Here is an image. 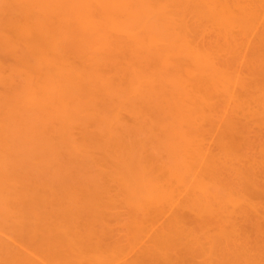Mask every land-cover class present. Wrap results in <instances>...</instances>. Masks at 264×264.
<instances>
[{"label":"bare ground","instance_id":"bare-ground-1","mask_svg":"<svg viewBox=\"0 0 264 264\" xmlns=\"http://www.w3.org/2000/svg\"><path fill=\"white\" fill-rule=\"evenodd\" d=\"M82 1L84 2L82 5L83 7L81 6L83 8V11L80 9L79 10L83 13V18L82 19L80 18L79 20H81V22L83 21L82 22L83 25L82 24L81 25L83 26L82 28H84L85 32L87 31V34L89 36H91L90 35L91 33L93 34V36H91L92 41H91L90 45H92L93 48H95V49H93L94 51L93 50L92 51L95 52V54L94 53L93 54L95 55L96 58L94 56H92L93 54H91V55L88 54L89 59H87V60L84 59L85 63L83 62L81 64H77V63H75V61L74 62L71 61L70 63L67 62L68 60L63 61L62 63L65 64V62H66V65L62 66L63 68L65 67V69H63V72H61V73H57V71H56L57 69L55 68V66L54 67L51 66L52 67L51 70L53 68L56 69L55 73H54V69H53V72L51 70H49V72H51V73L47 72L44 74L40 73L37 75H36V73H34L35 75L31 74V75H34L32 77L30 75V77H31L30 79L33 80V84H32V87L30 88V92H28L29 93L28 97H29L30 101L32 102V104H40V103L46 102L47 106H50L49 103H51V105H53V104L55 105L57 103L60 105V103L63 101L62 99L64 97V96L61 97V95H62L61 93L64 90V88H66V87L71 88L74 86L76 87L77 85H79V83L82 79H85V80L89 79L90 80V76L91 77H94V76L97 77L96 80L94 78H91V81L94 79L93 81H95L96 83L101 85V87H104L103 89H105V90L107 88L110 90V86H112V87L119 86L120 88L125 86V88H127V89L125 90L124 95H122V93H121V98H123V96H124L125 100L123 99L124 102L122 101V103L118 102L120 105H116V106L114 105V108L111 109L113 111V112H111L112 115L111 116L108 115V117L106 118L107 114H111V113H108L109 112L108 110H106L107 113L104 114L105 118H103L104 116H102L101 113H100L101 114L100 116H97V117H99V119H100V117L103 118V121L108 123V127L105 129L109 130V133L107 132V135L109 134L110 136H112L113 132H116L114 130L115 126L117 127V124L120 123V121L122 120L121 111L124 110V108L125 109L128 108L130 110L129 113L131 114V116H133V118L137 122V124L145 121L146 123L144 125L147 126L146 119L147 118L152 119V115L151 116H150V114L146 115V114H144V112H143V114L140 113V109H138V107H137L139 105L133 106L136 103L135 100H137L139 98H143L144 96H147V95L149 97L158 96V93L162 92L165 88L162 84L163 81H166L165 74L169 76L170 74H168V73H170L172 70L173 71V72H171L172 74L175 72H177V74H178V72H180V71H181L180 73H182V71H183V72H185V75L187 77V78H185V79H187V81L184 83L183 82L178 83V84L176 83L177 86H176V84L175 85L171 84V85L179 87V88H177L175 90L176 91L175 94H174V92H171L175 97L173 96V98L170 99V100H173V103H171V102H169V103H171V105L174 108H172L170 106L169 107H170V109L171 108L174 109L173 110L175 112L174 115L179 117L180 121L183 120V122H184V120L185 121L189 120V123H190V121L194 122V121L198 120V122H200L199 121L200 118H204L205 113H206V110H204L203 105L201 103L208 105L209 108H210V106H213V107H211L210 110L213 109V111H214L216 109L218 112L219 109L217 108L216 105H215L216 108L214 109L215 102H213L214 104L213 103L211 104L209 101L211 98V96L209 94L211 92H208V91L210 89L213 91L215 89H219L220 84L222 85L221 88H223L224 87L223 84L224 85L228 84V83L230 84V82H232V84H233V82H235L237 84V86H238V84H241L243 86V88H246V89L248 87H251L250 89H252L253 86L257 88L255 93L252 92V91H255V89L251 91L248 88L251 92L246 91L245 96L247 98L246 97L245 98L247 99V101L250 99L252 100V98L255 99L254 98V97H256L255 95L258 94L257 95L258 100L263 105V107H262L263 110L262 111L260 110L261 113L258 114V116L260 115L262 118L259 117L260 120H258V118H257L258 123H259L258 125L264 123V87H260L258 85V82H260L261 79H260V81L257 82V79H256L257 77L254 78V76H256V74H257V71L258 70L260 71L261 68L258 67L259 68L258 69L257 67H255L256 65L254 64L253 56H252V61H250L251 63H249V65H248V70H249L248 72H249V75L252 76V78L251 77L247 78L248 80L242 79L241 72H240L241 69L240 70L238 69V66H239L238 64H240L239 61H236L235 60L236 58H235L234 60L238 64L235 63V61H233V63L230 61L227 62L228 58L227 59L224 58L227 56H225V53H223V51L220 54H224V57L222 55V57L224 59L220 58L219 52L218 53L216 52L217 50L215 51L216 52L215 53L212 50L209 51V50H206V48L203 49L205 47V45L202 47V45L200 46L199 45L200 43H198V42L197 43L199 46L196 45L197 43H195V41H196L195 39H196V36L199 35V33L196 34V32H198V31L194 29V28L197 29V27L201 25L202 29H205L207 31H208V29H211L212 31H215L217 33V35H219V37L222 35L224 38H226V35H227V37L229 38L232 35L231 34L232 31L236 32L235 29L238 30V28L242 33H244L243 35L248 36V34H250L253 30H255L256 26H260L259 24L257 25V23L262 22L263 30H262V33H261L259 39L264 41V3L263 2H262V5L260 4V6L258 8V6H257L258 4H256L257 0H154L155 5L154 4L151 5V3H149V5H145L143 3L144 6H143V4H140L141 6L138 4L140 6L138 8V6L136 7L135 5H133L134 3L128 2L129 0L128 1L127 0H82ZM148 2H150V1H148ZM259 2L260 1H258L257 3H259ZM140 8H142V10H140ZM82 13H81V16H82ZM140 13H142L147 18L152 16V15L157 14L160 18V21H161V19L165 20V22L161 21L164 24H166L165 26H163V28L165 27V29L163 30V32H165V34L156 32L155 29H152L151 26H150L151 28H149L146 25V21H148V20L145 21V24L143 21V26H142L141 18L143 16L141 17V15H139V18L141 20V25H140V21L136 20L138 14H140ZM81 16L79 15V17H81ZM144 19H146V18L144 17ZM194 25L195 26L198 25V26L195 27ZM141 26H142V28L140 29ZM168 27H173V29L172 28L168 29ZM29 28L31 29V27H28V25L25 26V29L28 30ZM151 29L154 31H152ZM198 29H200V28L198 27ZM257 29H258V27H257ZM108 30H110L112 32L116 31L119 36L117 35L115 37L114 35L113 36L111 35L112 36L111 37L110 34L109 35L107 34L109 32ZM193 31H195L194 34H196L195 38L193 36L194 34L192 33ZM202 31H204V30H202ZM207 31H206V34H207ZM26 32H28V31H25L24 33H26ZM199 32H201V31H199ZM208 33H213V32L210 31ZM202 34H201V36H202ZM228 34H229V36H228ZM213 36H214V33H213ZM93 37H94V39H93ZM198 37L199 36H197V38ZM93 40H95V41H93ZM259 43H260V41H259ZM263 45H261L262 46L261 50L264 52V50L262 49V48H264ZM222 47L223 46L221 45V48ZM259 47H260V45H259ZM209 48L210 47H208V49ZM215 48H217V45ZM218 48H220L219 45H218ZM261 50H259V51H261ZM257 51H258V49H257ZM257 51H255V52H257ZM225 52H227V51H225ZM98 56H101L102 58L98 57ZM263 56H264V54H263ZM70 58H72V57H70ZM146 58L147 59L148 58L154 59L153 66H149L147 63H145L143 61V60H145L148 62L149 59L146 60ZM72 60H74V58ZM237 60H240V59H237ZM76 62H78V61H76ZM57 63H58V61H57ZM101 63H102V65H106L108 67V69L106 70V68L104 69V67L102 66L103 67L102 69H104L106 71L103 70L104 71V74H103V71L101 69H97V70H99L98 75H97V71H94L93 69L97 68V66L95 67L96 64H101ZM143 63H145L144 66H143ZM49 68H50V66H49ZM89 68L92 71H90ZM90 72L92 74H90ZM100 72H101V74H100ZM166 72H168V73H166ZM86 73H88L89 75H87ZM258 73H260V72H258ZM87 76H89V77H87ZM176 76L177 75H175V77ZM181 79H182V77H181ZM85 80H83V82ZM88 81H86L87 84H88ZM91 81H89V84ZM115 82H116V84H115ZM93 84H94V82H93ZM232 84H230V88L234 87ZM188 85H190L191 86L190 88L191 89L193 88V90H191V89L185 90L184 88L185 87L187 88ZM192 86H197V87L204 86L205 90L202 88H199L196 90V88L192 87ZM217 86H219V88H217ZM225 86H226V88L229 89L228 85H225ZM168 87H169V85L166 86V88H168ZM169 88H168V91H170V90L173 91L175 89L174 87H173L174 88L173 90L169 89ZM194 88H195V90H194ZM226 88H223V89H226ZM234 88H236V87H234ZM78 89H80V88H78ZM99 90H100V88H99ZM111 90H113V89H111ZM199 90L200 91L204 90L203 92H208V94L205 96L204 95L199 96V94H196L197 92H200ZM241 90H243V89H241ZM233 92L234 91L231 90L227 94L232 93V95H233L234 94ZM63 93H67V92L65 91ZM238 93H240V91ZM163 94H165L164 91H163ZM208 95H209V97H208ZM232 95H231V97H232ZM69 96H70V94H69ZM71 96H72V94H71ZM91 96H93V95H91ZM66 97L68 98V96H65V98ZM233 98H235V97H233ZM231 100H233V99H231ZM120 101H121V99H120ZM116 102L114 101V103H116ZM181 102L182 103L184 102L185 104H187V105H185L189 110L187 112V114H186L187 110L185 109V106H183L184 103L182 104ZM241 102H243V101L241 100ZM245 102H246V100H245ZM248 102H250V101H248ZM149 103H150V101L147 102L146 104H149ZM169 103H167V104H169ZM249 104H251V103H249ZM249 104H246V105H249ZM42 105H44V104H42ZM149 105H151V104H149ZM222 105H223V102H222ZM242 105H243V103H242ZM106 107H108V105ZM139 108H140V106H139ZM150 109H151V107H150ZM182 110H184V111L182 112ZM220 111L225 112L224 109L220 110ZM220 111L218 113L222 114V112H220ZM184 112H185V114H184ZM235 112H237V111L235 110ZM169 114H170V112H169ZM207 114H209V111ZM220 114H218V115H220ZM223 114H222V116H223ZM252 114H254V113H252ZM261 114H263V115H261ZM234 115H235V113H234ZM214 116H217V115L214 114ZM153 117H154V115H153ZM164 117H166V114L164 115ZM223 117H225V116H223ZM223 117H222V119H223ZM226 117H230V116H226ZM232 117L234 118V116H232ZM255 117H256V115H255ZM173 118H176V117H173ZM220 118H219V120L218 119L217 120L221 122ZM90 119H91V117H90ZM205 119H206V117H205ZM208 119H210V118H208ZM211 119H213V116L211 117ZM227 119L228 118L225 119L226 124L223 122L224 127L221 124V129L223 128V130L220 132V134L218 136L217 142H219V148H218L219 150H217L218 152L216 151L215 154H212V153L209 154L208 152H206L209 150L205 151V149H206L205 147L203 148L200 145H198L199 148L197 150L193 149V150H196V152H194L192 155L191 154L192 153L191 148L194 145L189 144L190 140L189 141L187 140V138H189V137H188V135L186 136L185 143L188 141V143H186L187 147H188V145H190V147H191V148L189 147L190 149L188 148L189 149L188 152H189V154H191V156L194 159V160L191 159V161H193V163L196 164V165L193 164L195 166L191 165L189 168L191 169V171L193 170L192 167L197 168V169H194V171H193V177H192L193 178V184H191L192 185L191 187H193V185L195 184L194 186H197L199 189L198 193H196L197 192L196 188L193 187L192 189H194L195 190L194 192L196 193V194H193V197L191 196V193H194V192H191L190 195L188 194L189 196H191V198H189V200L187 198L188 201L185 200L186 202L183 201L182 202L183 205H181V206H180L181 202L178 201L177 204H179L180 208L181 207L182 208L181 209L175 208V209H177V212L173 215L171 220L167 217V219L170 220V223L168 221L169 225L164 224V226L165 225L166 226L165 227L163 226V228L161 227L162 230H161V228H159L160 233L157 234V236L153 235V237L154 238L156 237L157 239L153 240V245L147 249L148 250L147 252H144V249H143V254H142V252H140L142 255L138 254L135 256L136 258H134L132 261L128 260L129 262L126 261V263H125V261H123L124 263L122 262L120 264H196L192 260L196 259L195 256L199 257L198 253L197 254L195 253L197 248L195 250H193V248H191L189 246L191 248L189 250L188 247L187 248L185 247L186 251H188V252L183 255L182 254L183 250H181L182 248H180L181 247L180 241H182V242H185V241L183 240L184 238L183 239L180 238L182 236H185V238L186 237L187 238L192 237L193 240L194 241L197 240V242L200 239H201L200 242H202V240L205 239L207 242L204 241V243L209 242V245L211 247V252L213 253V254L211 253L209 255H214V253H215L214 248L215 249L219 248V250H221L220 247L223 246L222 251L221 252L219 251L221 254H224L223 258L222 257L220 258V256H219V258L222 259L223 261L222 260L218 261L219 259L217 258L218 259L217 261L213 260L215 262V264H229V263H231V264H233V263L234 264H264V242H263V245L261 243L258 245L257 239L254 240L255 243L251 239V237L255 236V235H257L258 238L264 236V206H262L263 200H264V190L262 189V186H264V185L261 182L262 178H263V177L261 178V173L264 175V142L258 144V146L256 145L257 147H255V150H256L255 153L251 152V149H254V148L250 147V145H252V144L249 142V140H248L249 138H247L248 133H249L248 132L249 130H246L248 128V127L246 128L247 125L239 126V125H237L238 123L235 120H233L231 118L228 120ZM251 119H253V118H251ZM87 120H89V119H87ZM99 121L103 122L101 120H99ZM151 121H153V120H150V122ZM161 121H162V119H161ZM207 121L208 122L210 121V123L212 121H214L213 124H216L215 123V121H216L215 117H214V120H207ZM255 121H256V119H255ZM86 122H88V121H86ZM89 122H90V120H89ZM100 122H99V124H100ZM121 122H123V121H121ZM156 122H157V120L154 122V124ZM158 122H159V120H158ZM210 123L208 125H210ZM161 124H162V122H161ZM196 124H198V123H196ZM246 124H247V122H246ZM152 125H153V122H152ZM199 125H200V123H199ZM158 126H159V124H158ZM261 126H263V124L260 125V127ZM212 127H210L212 130H216V128L213 129ZM244 127H245V129H244ZM3 128H4L3 125L0 124V184L2 185V187L6 186L7 188H11V187L14 188L16 185L14 182L15 176L12 173L8 172L9 170L6 168V164H5L6 162L4 161V157L8 154L7 153L8 151L6 149L7 147H5L6 144H4V141H3L4 139H2L1 132L3 131L2 130ZM155 128H157V127H155ZM262 128H264V126ZM211 129H210V134L212 131ZM200 130H203V129H200ZM199 132H201V131H199ZM203 132L204 131H202V134H205ZM208 133H209V131H208ZM246 133H247V135H246ZM194 134H195V132H194ZM194 134H193V136H191V138H193V140H194V137H196V136H194ZM206 135H207V133H206ZM117 137L118 136H116V138ZM201 138H203V137H201ZM201 138H200V140H201ZM260 138H262V137H260ZM195 140H197V138H195ZM195 140H194L195 143L196 142L201 143V142H198ZM243 140H245L246 142L248 140L249 146L247 143H245L246 146H244L245 141L243 142ZM250 140H252V139H250ZM115 142H118V141H115ZM257 142L259 143V141H257ZM206 144H207V142H206ZM102 146H105V143H104V145L102 144ZM106 147L110 148V146H107V145H106ZM115 147H112V148H115ZM119 147H122V146H119ZM119 147H117V148L119 149ZM187 147H186V151H187ZM79 148H80V146H79ZM124 148H126V147L124 146ZM129 149H131V148H129ZM89 150H91V148ZM134 150H135V148H134ZM186 151L184 153H186ZM239 151L240 152L242 151L241 153L243 155H245L246 158H248L247 159L248 161H245V162L243 161L240 164H234L235 162H233L232 160L237 161L235 157L237 155H238V157H240L239 155H241V153L239 154L238 153ZM127 152H130V151L128 150ZM138 152H137L136 157L133 155L136 153H133L132 157L126 158V155H125V158L123 156L124 159L122 158V159L113 160V161L117 162V163H115V165H116L115 167H117V169H116L117 174L116 173L114 174L116 176L115 178L119 182L118 185H120V187L124 190L125 194L127 195L126 196L127 197L126 202H128V204H129L128 206L130 207V208L129 207L127 208L128 214L126 213L128 215V217L130 215V218H129L130 220H128V221H131V224H130V222L127 221L129 224L128 227L130 225L132 226L133 229L136 227V232H135V229H134V231H132L133 229L130 228L131 226L129 227V229H131L130 232H134L133 234L129 232L130 235L131 234L134 235L133 236L134 238L132 237L133 239H131L129 237L133 243V244L130 243L131 245H133V247H130V250H133L131 248L136 249V247L142 246L143 243H141V241H143L144 238L147 236V234L149 235V233L152 230V227H150V226L156 225L155 222L158 223V221L161 220V218L165 217V215L168 212H170V210L174 206L176 207V205H177V204H175L177 202L176 201V195H175L176 191L169 186L170 180H167V182H165L163 180V177L159 175L160 170L158 172L159 174L157 173V168L155 166L157 164L155 163L154 166L150 165L149 162L146 164V162H145L146 160L143 159L144 157L141 158L143 154H141V157H140ZM209 152H213V151L210 150ZM106 153H107V151H106ZM110 153L113 154L114 151H112ZM110 153L108 152V154H110ZM184 153L182 152V154H184ZM235 153H236V156L233 157ZM108 154H106V155L108 156ZM117 154H119V153L116 152V156H117ZM114 155H115V153H114ZM121 156H122V153H121ZM182 156H183V158L189 157V156H184V155H182ZM108 157H111V156L109 155ZM232 157H233V159H232ZM245 157H244V160L246 159ZM105 159H106V157H105ZM238 160H243V159L239 158ZM191 161H190V159H188V160H185V163L186 162L191 163ZM185 163L183 165H186ZM183 165H181V167ZM176 166L178 167V165H176ZM112 167H114V166H112ZM169 168H171V167H169ZM178 168L177 169L175 168L176 170L168 171V173H169L168 176H170L169 178L172 179V176L176 175L177 180L179 182H182L184 185L185 184L187 185V182L189 180L187 181L185 178H182L183 176L182 177L179 176L181 174L180 173L181 169L180 168L178 169ZM185 169H187V167ZM113 170H115V168ZM183 170H184V168H183ZM164 173H166V172H164ZM188 173H189V171H188ZM208 178L211 180L210 183L208 181ZM263 180H264V178H263ZM189 183H190V181H189ZM219 184H222V189H221V186H219ZM3 185H5V186H3ZM189 186H190V184H189ZM224 186H225V188H224ZM178 187H179V185H178ZM217 187H219L220 189ZM181 188H180V190H181ZM188 189H189V187H188ZM192 189H191V191H192ZM19 190H17V191H19ZM183 190H182V192H183ZM5 191H7V190H5ZM124 192H122V193H124ZM72 193L71 194L68 193L69 196H71ZM108 193H111V192H108ZM7 194H9V193H7ZM21 194H18L19 197L17 200L21 199L20 198ZM33 194L36 195V196H32V198H34V197L36 198L35 201H31V199H30L31 197H29L28 195H27L28 196L27 197L24 194H23L24 196H22L24 199H21V200L24 201L25 197H27L32 202L31 203L27 199L30 202V204H32V205L36 204V205L31 206V207H33L31 210L28 207L29 204H27L28 206L25 205L27 207H24V208H29V210H30L29 214L33 215L34 218L36 217L35 218L36 220H34V218H32L33 221L31 222V223H33L36 221L35 224H32V226L35 225L34 227H32L33 233H31V231H30V233L32 235V240H34V241L32 243L29 242L30 241L29 238L27 239L29 241H26V242H29L31 244V246L29 245L30 247H33L30 249H33V253H34L33 255L34 256L33 255L27 256V254L25 255L24 253L23 254L21 253V255H22L21 256L20 254L15 252L14 256L16 257L18 254V256L16 258L19 260L15 264H94V263L101 264L102 263L101 261H103V260H105L104 263L106 261L108 262L106 264H109V262L112 264L114 262L113 260L117 261V259H115V257L117 258V256L111 257V259L108 258L109 261L106 260L108 255L111 256L112 253L115 252V251H113L112 253L111 252L109 253L110 247H112L111 244L114 245V244L120 243L121 245H119V247L120 246L122 247V241L123 242L127 241V239L119 237L118 235H120V234H119L118 230H117L118 235L116 236L114 234L113 230H111L109 232L110 229H108V228L104 229L103 227H100L101 225L103 226L104 223H106L105 219H103V220H105L104 223L102 222L103 220L102 221H99V219L97 220L98 217L100 218L101 214H103V216H102L103 218L106 215L107 216V217H105L106 219L107 218L110 219L111 216L116 215L117 211L116 210H115V212L113 211V209H116V208L112 207L113 203H115L116 200H114L115 202L111 201L112 204L109 201L110 205H107L106 206L107 208L104 207V209H105V210L103 209L104 211H102V209H100L102 212H100V210H98L97 207L101 206L102 204L103 205H105L106 203L108 204L107 195L105 196L106 197V199H105L106 203H104L105 200L102 202L99 201L98 206L94 207V205L97 204L96 200H94V203L96 202V204L92 203V206L95 209L93 208L94 210L92 211L93 212L92 216H89L88 218H86L84 216L85 215L84 213L87 210L85 211L83 206H81L83 208L78 207L76 209L70 207L71 208V210H70V208L68 209V207H67L68 206V203H67V204H65V206H62V207H67V209L61 208L60 213H58V214H60L58 216H61L62 215L61 211H62V209L64 210V213H63L64 215H62V219L58 220V219H60V218H58L57 220H55L57 223H55V222L53 223L54 220L50 219V215H48L49 217L46 216L48 221L50 220L49 222H47L46 221L47 219L45 218V215L47 213L46 210L48 209L47 211H49L50 207L46 208V210H44L45 208L42 210L39 209V207L36 208L38 205H41V204H42L41 206H43V205L47 206V205H45L44 202L41 201L42 197L41 198L39 197L40 198L39 200L42 203L40 204V202H39V204H37L39 201L37 199L38 198L37 195H39V194H36V193H33ZM79 194L80 193L78 192V195ZM73 195H75V194H73ZM76 196H74V198H73L74 200L72 199L74 201V203L76 201L78 202L79 198H80V196H79V198H76ZM83 196H85V195H83ZM113 196H114V194H113ZM67 197L68 196H66V199H67ZM261 197H263V198H261ZM108 198L110 199V195H108ZM111 198H113V197H111ZM98 199H99V197H98ZM257 199H260L261 201L260 200L258 201ZM49 200H50V197L45 202H47V203L51 202V200L50 201ZM64 200H65V198H64ZM120 200H118L116 203H118ZM178 200H180V199H178ZM67 201H68V199H67ZM81 201H79V202H81ZM122 201H124V199ZM18 202H20V201H18ZM84 202H87L86 199ZM120 202L118 204L113 205V206L118 205L119 207H122ZM126 202H123V203H126ZM14 204H15V202L13 203V205ZM63 204H64V202H63ZM73 204L71 203V206ZM19 205H18V209H19ZM41 206H40V208L44 207V206L43 207H41ZM102 206L100 208H103ZM108 208H111L112 211ZM107 209H108V211H107ZM129 209H130V211H129ZM95 210L96 211L98 210L100 213H98V215H96L97 212H95ZM58 211H59V209H58ZM105 211L108 213H106ZM110 212H112L111 215L109 214ZM113 212H114V215H113ZM118 213H120V211ZM120 214H122V213H120ZM126 214H122V215L125 216ZM52 215H54V217L56 216L54 213ZM52 215H51V218L54 219L52 217ZM41 219H44L45 220L44 222H46V223H42L43 221ZM108 219H107V221H108ZM40 220L42 222L38 223V222H40ZM119 220H121L120 216H119ZM51 221H52V225L49 224V223H51ZM97 222H100L101 225L99 226V224ZM248 222H250V224ZM126 223H125V225L127 226ZM166 223H167V220H166ZM97 224L99 227H97ZM27 226H25V228ZM108 226H109V224H108ZM105 227H107V226H105ZM53 228L55 231H53ZM51 229L55 233H52V231H51V233H49V231ZM129 229H126V230L129 231ZM253 233H255V234H253ZM107 236H109L108 238H110L112 236L111 238H113V240H111V238H110V240H108ZM120 236H122V235H120ZM153 237H151V238H153ZM23 238H24V236H23ZM114 239H115V241H114ZM122 239H124V240H122ZM262 239H263V237H262ZM258 240H260V239H258ZM110 241H111V243H110ZM256 241H257V243H256ZM263 241H264V239H263ZM2 242H3V240H2ZM37 242H39L38 244H41V248L43 247V250L41 248L39 250L40 245H37V247H36ZM33 243H36V244H33ZM137 243H139V244H137ZM140 243L142 245H140ZM151 244H152V241H151ZM183 244H186V242ZM220 244H222V245H220ZM250 244L253 248L250 246ZM125 245L126 244H123V246H125ZM138 245H140V246H138ZM162 245H164V246L162 247ZM178 245H180V247ZM209 245H208V247H209ZM261 245L263 246V249H261L262 248ZM3 246H5V245H3ZM233 246H235V247L232 248ZM45 247H48V249H45ZM160 247L165 248V251L163 249H161ZM178 247L180 249H178ZM236 247H237V249H236ZM35 248L36 249L38 248L36 253L34 252V250H36ZM113 248L115 249V247H113ZM120 248H118V249H120ZM204 248H202V250ZM207 249L209 250V248H205L204 250L207 251V253H208ZM231 249H232V251L230 252ZM157 250H159V251H157ZM213 250H214V252H213ZM38 251H40V254H38ZM125 251L126 250H124V252L121 251L122 254H124ZM145 251H146V247H145ZM189 251H191V252H189ZM205 251H201V253H203ZM217 251H218V249H217ZM227 251H228V254H227ZM233 251H234V253L236 252L237 256H235ZM121 252L119 251V253H121ZM223 252H225L226 255ZM239 252H240V254H239ZM105 253H107V254L109 253V254L105 255ZM209 253H210V251H209ZM204 254H203V256H204ZM227 255H228V257H227ZM104 256H105V258H104ZM113 256H114V254H113ZM224 256H225V258H224ZM238 256H240V257H238ZM124 257H126V255H124ZM234 257H235V260H234ZM207 258L208 259L205 258L206 263L208 262V264H214V262L211 260L212 257L208 256ZM119 259L122 260V258H119ZM13 260H11V261L13 262ZM110 260H112V262ZM204 260L202 258V261H204ZM232 260H234L235 262ZM236 260H237V262H236ZM221 261H222V263H221Z\"/></svg>","mask_w":264,"mask_h":264},{"label":"rangeland","instance_id":"rangeland-1","mask_svg":"<svg viewBox=\"0 0 264 264\" xmlns=\"http://www.w3.org/2000/svg\"><path fill=\"white\" fill-rule=\"evenodd\" d=\"M148 1H150V2H148ZM258 1H260V2L257 3ZM128 2L134 3L133 5H135L136 7L138 6V8H139L141 6L140 4L144 3L145 5H149V3H151V5H153L155 1L154 0L153 1L152 0H129ZM262 2L264 3V0H257L256 1V4H258L257 5L258 8H259L260 4L262 5ZM83 3L84 2L82 0H0V124L3 125V127H4L2 129L3 131L1 132V134H2V139H4L3 140L4 144H6L5 147H7L6 149L8 151L7 152L8 154L5 157L4 156L3 157H4V161L6 162L5 163L6 168L9 170V171L8 170L7 171L9 173H12L15 176L14 182L17 185V186L15 185L14 188H12V187L7 188L5 185H3L6 187L5 188V187H2V185L0 184V188H1L0 189V239H1L0 240V242H1L0 243V264H15L16 262L19 261L16 257L18 256V254L21 255V253L22 254L24 253L25 255L27 254V256L34 254L33 249H30L33 247H30L31 244L29 243V242L32 243L34 241V240H32L31 233H33L32 227L35 226V225L32 226V224H35V222H36L35 221V222L31 223L33 221L32 218H34V217H33V215L29 214L30 210L33 208L31 206L36 205V204H33V205L30 204L31 201H35V199H36L35 197L32 198V196H36L33 193L39 194V195H37L38 196L37 199L39 200L42 197L41 201L44 202L45 205H47V206L43 205L44 206L43 207V206H41L42 202L40 200L39 201L37 200L38 201L37 204H39V202H40L41 205H38L37 207L35 206L36 208L39 207V209H41V210L45 208L44 210H46V208L50 207L49 211H47L48 209L46 210L47 213L45 215V218H46V216L50 215V219L54 220L53 223L54 222L57 223L55 220H57L58 218H60L58 220L62 219V215H64L63 209L64 208L67 209V207H68V209L70 207H72L74 209H76L78 207H80V208L84 207L85 211L87 210L84 213L85 214L84 216L86 218H88L89 216H92V213H93L92 211L95 209L94 207L98 206L99 201L100 202L104 201L106 199V197H105L106 195H107V199H108V204L106 203V200H105L104 203H106V204L103 205L101 203L103 205V206L101 205L103 208H100L101 206H99V207H97L98 210L102 209V211H104L105 210L104 207H106L107 205H110L111 201L115 202L114 200H116V202H117L118 200L121 199L120 200L121 202L120 201L119 202L121 203L122 207H119L118 205L113 206V205L119 203V202L118 203L115 202V203H113L112 207H114L116 209H113V208L112 209L114 212L116 210L117 213L120 211V213H122V214H126V213L128 214L127 208L129 207L128 206L129 204H128V202H126V200H127L126 196L127 195L125 194L124 190L120 187V185H118L119 182L115 178L116 176L114 174L115 173L117 174V170H116L117 167H115L116 166L115 163H117V162H115L113 160L122 159L123 156L125 158V155H126V158L132 157L133 153H136V154H133L136 157L137 152L139 151L138 153H139L140 157H141V154H143L141 158L144 157L143 159L146 160L145 161L146 164L148 162L150 165H153V166L155 165V163L157 164V165H155L157 168V173L160 170V172H159L160 174L159 173L158 174L163 177V180L165 182H167V180H170L169 186L176 191L175 195H176V201L177 202L175 204H177L179 201V202H181V204H180V206H181V205H183V203H182L183 201L187 200V198L189 200V198H191V196L193 197V194L198 193V190H199L197 186H194L195 184L193 185V187L196 188V191H197L196 193L194 192L195 190L192 189L193 187H191L192 186L191 184H193V178H192L193 177V171H194V169H197L195 167H192L193 170L191 171V169L189 168L191 165L195 164V163H193V161H191V159H193L191 154L193 155V153L196 152V150L199 148L198 145H200L203 148L205 147L206 148L205 151L206 150H209V151L212 150L214 152L213 153V152L206 151L209 154L210 153L215 154V152L217 150H219L218 149L219 148V142H217L218 136H219L220 132L223 130V128L221 129V124L224 127V123L226 122L225 121L226 118H228V119L231 118V119L235 120L238 123L237 125H239V126L247 125L246 128L247 127L248 128L246 130H249L247 138H249L248 140L252 144V145H250V147L254 148V149H251V152L255 153V151H256L255 147H257L258 144L264 142V137H263L264 136V128H262L264 126V123L261 122L263 124V126H261V127H260V125H262V124L258 125L259 124L258 120H260L259 117L262 118L260 115L258 116V114L261 113L260 110L261 111L263 110V108H262L263 105L258 100V96H257L258 94H256V95L254 94L256 92V89H257L254 86L252 87V89H250L251 87H248L251 91L255 89V91H252V92H254L253 94L256 96V97H254L255 99L252 98V100L251 99L248 100L250 102L247 101V99H246L247 97L245 96V92L246 91L248 92L250 90L248 88L247 89L243 88V86L241 84H238V86H237V84L235 82H233V84H232V82H230V84H232L234 87H236V88H234L231 86L233 89L230 88V84L228 83L225 85H228L229 89L226 88V86L224 84H223V86H224L223 88H226V89L221 88L222 85L220 84V88H219V86H217V88H219V89H215L214 91L211 89L209 91L207 90L208 92H211L209 94L211 96V98L209 100L210 103L212 104L213 102H215V104L213 103L214 109L216 108L215 107V105H216L217 108L219 109L218 112L220 110H223V109L225 111V112L220 111V112H222V114L224 113L223 116H225V117H223L222 114L218 113L216 109L214 111H213V109L210 110L211 107H213V106H210V108H209L208 105L201 103L203 105L204 110H206V113H205L206 119L207 120H214V117H215L216 118V121H215L216 124H213L214 121H212L211 122L212 124H211L210 121L208 122L205 119V117L200 118V120H199L200 122H198V120H196L194 122L190 121V123H189V120H186V121L184 120V122H183V120L180 121L179 120L180 118L174 115L175 112L173 111L174 109H172L174 107L171 105V103H173V100H170V99H172L174 96L171 92H174V94H175V92H176L175 90L177 88H179V87H176L177 84L181 83V82L184 83L187 81V79H185L187 77L185 75V72H183V71H182V73H180L181 71L178 72V74H177V72L172 74L171 73V72H173L172 70H171V72L169 71L170 73L166 72L170 75L168 76L165 74L166 81H163V83H162L163 86L165 87L163 90L165 92V94H163V91H162V92L158 93V96L149 97L147 95V96H144L143 98H139V99L135 100L136 103L133 106L139 105L140 108H139V106H137V107H138V109H140V113L143 114V112H144V114H146V115L147 114H150V116L152 115V119L151 118L146 119L147 126L144 125L146 123L145 121L144 122L140 121L141 123L137 124V122L134 120L133 116H131V114L129 113L130 110L128 108H126V109L124 108V110L121 111V117H122L121 121H123V122L120 121V123L117 124V127L115 126L114 130L116 132H113L112 136H110L109 134L107 135V132L109 133V130L105 129V128L108 127V123L103 121V118H105L104 114L107 113L106 110L109 111L108 113H111V112H113L111 109L114 108V105L116 106V105H120L119 103H122L124 96H123V98H121V93H122V95H124L125 90L127 89V88H125L124 85H123L124 87H121L122 88L121 89L119 86H114L112 84L114 87L110 86V90L106 87L107 89L105 90V89H103L104 87H101V85H99L98 83L93 81L94 79L96 80L97 77H95V76L91 77L90 76V80L89 79H86V80L82 79L81 80L82 82L80 81L79 85H77L78 87L77 86L71 87L72 89L70 87H66L67 89L64 88V90L67 93H63V92H65L64 90L61 93L62 94L61 97L64 96L62 100L66 101V102L62 101L60 103V105L62 104L61 105L62 107L58 103L55 104L56 106L54 104L51 105V103H49L50 106H47L46 102L40 103V104H32V102L30 101V99L28 97L29 96L28 92H30V88L32 87V84H33V80H31L30 78L35 75L34 73H36V75L40 74V73L44 74L47 72L51 73V72H49V70H51V68L54 66L57 69L56 70L53 68L54 73H55V70L57 71V73H61V72H63V69H65V67L63 68L62 66L66 65V62H65V64L62 63L63 61L68 60L67 61L68 63H70L71 61L72 62L75 61V63L81 64L83 62L85 63V60L89 59L88 58L89 55H91L93 53L95 54V52H93L94 51L93 49H95V48H93V46L90 45L91 41H92L91 36H93V34L91 33L90 34L91 36H89L87 34V31L85 32L84 28H82L83 27L82 26L83 21L81 22V20H79L80 18L81 19L83 18V13L80 11V10L83 11V8H82ZM144 4H143V6H144ZM140 10H142V8H140ZM80 12L82 13V16H81ZM79 15L81 17H79ZM139 15H141V17L143 16L141 18L142 26H143V21L145 24V21L148 20V21H146V25L149 28L152 27V29H155L156 32L165 34V32H163L165 27L163 28V26H165L166 24L161 22V21L165 22V20L161 19V21H160V18L157 14L152 15L153 17L150 16L148 18L146 16H144L142 13L138 14L136 20H139L140 25H141V20L139 18ZM144 17L146 19H144ZM260 23L259 22L257 23V25L259 24L260 26H256L255 30H253L250 34H248V36L243 35L244 33H242L238 28L239 31L237 29H235L236 32L232 31V33H231L232 35L229 38L227 37V35H226V38H224L222 35H221L222 37L221 36L219 37V35H217V33L215 31H212L211 29H208V31L205 29H202L201 25L200 26L197 25L200 28V29H198V27L195 26L196 25L195 24L194 26L197 27V29L196 28H194V29L198 31V32H196V34L199 33V35H197L199 37L197 38V36H196L195 43H197V42L200 43L199 45L200 46L202 45V47L205 45V47L203 49L206 48V50H209V51L212 50L215 52L217 50L216 52L217 53L219 52V54L222 53V51H223V53H225V56H227V57H224V54H220L219 56L222 59L228 58L227 59L228 61L226 60L227 62L230 61L233 63V61H235V60L239 61L240 64H238L236 61H235V63H237L239 65L238 69L239 70L241 69L240 72H241L242 79H247L250 77L252 78V76H250L249 72H248L249 71L248 65H249V63H251L250 61H252V56H253V59H254L253 61H254V64L256 65L255 67L261 68L260 71L258 70L259 68L257 69L258 71H257L256 76H254V78L257 77L256 78L257 82L260 81V79H261V81L258 82V85L260 87H264V79H263L264 78V61H263L264 60V56H263L264 52L261 50V47H262L261 45L264 44V41L259 39L260 35L262 33V30H263L262 22H260ZM27 25H28V27H31V29L29 28L31 31L29 29L28 30L25 29V26H27ZM142 26L140 27V29L142 28ZM257 27H258V29H257ZM169 28L173 29V27H168V29ZM202 30H204V31H202ZM23 31L24 32L28 31V32L24 33ZM108 31H107L108 32L107 34L108 35L110 34V36L114 35L116 37L118 35V33L116 31H114V32H112L110 30H108ZM152 31H154V30H152ZM199 31H201V32H199ZM206 31H207V34H206ZM210 31L214 33V36H213V33H208ZM192 33L194 34L195 31H193ZM196 34L193 35L194 38H195ZM201 34H202V36H201ZM228 36H229V34H228ZM93 39H94V37H93ZM93 41H95V40H93ZM259 41L261 44L259 43ZM198 43L196 45H198ZM216 45H217V48H218V45L220 48H221V45L223 47L221 49L218 48L220 50L219 51L217 48H215ZM259 45H260V47H259ZM207 46L210 48L208 49ZM257 49H258V51H257ZM262 49L264 50V48H262ZM259 50H261V51H259ZM225 51H227V52H225ZM255 51H257V52H255ZM94 54L92 56L95 57ZM222 55L224 58L222 57ZM69 56L72 58H70ZM98 57H101V56H98ZM73 58H74V60H72ZM148 59L146 58V60H148V62L145 60H143V61L145 63H147L149 66H153L154 59L153 58H148ZM237 59H240V60H237ZM57 61H58V63H57ZM76 61H78V62H76ZM145 63H143V66L145 65ZM49 66H50V68H49ZM96 66H97V68L93 69L94 68L93 67L92 69L94 71H97V75H98V71H99L97 69H101L102 71L105 68H106V70L108 69V67L106 65H102V63L96 64L95 67ZM102 66L104 67V69H102L103 68ZM53 69L51 70L52 72H53ZM89 70H90V68H89ZM106 70H104V71H106ZM90 71H92V70H90ZM104 71H103V74H104ZM258 72H260V73H258ZM88 73H86V74L89 75ZM31 74H34V75H31ZM90 74H92V73L90 72ZM100 74H101V72H100ZM30 75H31V77H30ZM175 75H177V76L175 77ZM87 77H89V76H87ZM181 77H182V79H181ZM91 78H94V79L91 81ZM83 80H85V81L83 82ZM88 80L91 81L90 84H89ZM86 81H88V84ZM93 82H94V84H93ZM116 82H115V84H116ZM171 84H173V85L176 84V86H173ZM168 85L170 87V88L168 87L169 89H172V90L174 88L175 89L173 91H171V90L168 91V88H166V86H168ZM190 87L191 86L188 85V87L187 88L185 87L184 89L189 90V89H191ZM192 87H195L196 90L199 88H202L205 90L204 86H200V87L192 86ZM78 88H80L81 90ZM99 88H100V90H99ZM195 88H194V90H195ZM111 89H113V90H111ZM230 89L234 91L233 95H232V93L227 94V93H229V91H231ZM241 89H243L244 91ZM191 90H193V88ZM203 91L197 92L196 94H199V96H202V95L205 96L208 94V92H203ZM239 91H240V93H238ZM68 93L70 94V96ZM71 94H72V96H71ZM91 95H93V96H91ZM209 95H208V97H209ZM231 95H232V97H231ZM65 96H68V98L67 97L65 98ZM233 97H235L236 99ZM120 99H121V101H120ZM231 99H233V100H231ZM241 100L243 102H241ZM245 100H246V102H245ZM114 101L115 102L117 101V102L114 103ZM149 101H150L149 104H151V105L146 104ZM169 102H171V103H169ZM222 102H223V105H222ZM167 103H169L170 105ZM242 103H243V105H242ZM249 103H251V104H249ZM42 104H44V105H42ZM246 104H249V105H246ZM105 105L106 106L108 105V107H106ZM185 105H187V104L184 103L183 106H185ZM169 106L172 108L170 109ZM150 107H151V109H150ZM185 109L184 110L186 111V114H187V112L189 110L186 106H185ZM184 110H182V112ZM235 110L237 112H235ZM208 111H209V114H207ZM169 112H170V114H169ZM100 113L104 117L103 118L100 117V119H99V117H97V116H100L101 115ZM234 113H235V115H234ZM252 113H254V114H252ZM165 114H166V117H164ZM184 114H185V112H184ZM214 114H216L217 116H214ZM218 114H220L221 116ZM108 115L111 116L112 113L107 114L106 118L108 117ZM153 115H154V117H153ZM231 115L234 116V118ZM255 115H256V117H255ZM261 115H263V114H261ZM89 116L91 117V119ZM212 116H213V119H211ZM226 116H230V117H226ZM173 117H176V118H173ZM207 117L210 119H208ZM222 117H223V119H222ZM160 118L162 119V121ZM219 118L221 119V122L218 121ZM251 118H253V119H251ZM257 118H258V120H257ZM87 119H89L90 122ZM155 119L157 120V122L154 124V122L156 121ZM255 119H256V121H255ZM99 120H101L103 122H100ZM150 120H153V121L150 122ZM158 120H159V122H158ZM86 121H88V122H86ZM99 122H100V124H99ZM152 122H153V125H152ZM161 122H162V124H161ZM246 122H247V124H246ZM196 123H198V124H196ZM199 123H200V125H199ZM209 123L211 126L208 125ZM158 124H159V126H158ZM155 127H157V128H155ZM210 127H212L213 129L216 128V130H212ZM200 129H203V130H200ZM210 129L212 130L211 134H210ZM244 129H245V127H244ZM199 131H201V132H199ZM202 131H204L203 133H205V134H202ZM208 131H209V133H208ZM194 132H195V134L196 133L197 134L195 135ZM206 133H207V135H206ZM193 134H194V136H196V137H194V140H195V138H197V140H195V141H198L201 143H197V142L195 143L194 142L193 138H191V136H193ZM187 135L190 138V139L187 138L188 141L190 140L189 144L190 145L193 144L195 147L192 146V148H191L190 145H188V147H187L186 143H188V141L185 143V141H186L185 138ZM246 135H247V133H246ZM116 136H118V137L116 138ZM201 137H203L204 139ZM260 137H262V138H260ZM200 138L202 141L200 140ZM250 139H252V140H250ZM114 140L118 141V142H115ZM248 140H247V142L245 140H243V142L245 141L244 146H246L245 143H247V144L249 143ZM257 141H259V143ZM206 142H207V144H206ZM104 143H105V146H102V144L104 145ZM106 145L110 146V148L106 147ZM79 146H80V148H79ZM119 146H122L123 148L119 147ZM124 146L126 148H124ZM248 146H249V144H248ZM89 147L91 148V150H89L90 149ZM112 147H115V148H112ZM117 147H119V149ZM186 147H187V151H186ZM189 147L191 148V152H192L191 154H189V152H188V150L190 149ZM129 148H131V149H129ZM134 148H135V150H134ZM193 149H196V150H193ZM105 150L107 151V153ZM126 150L127 151L129 150L130 152H127ZM112 151H114L115 155H114V153L113 154L110 153ZM115 151L118 152L120 155L117 154V156H116ZM185 151H186V153H184ZM108 152L110 154H108ZM120 152L122 153V156H121ZM182 152L184 154H182ZM241 152L239 151L238 153L240 154ZM106 154H108V156L110 155L111 157H108ZM182 155L189 156V157H186L187 158L186 159V158H183ZM235 156H236V153L234 154L233 157H235ZM239 156L240 157H238V155H237L235 157L237 161L232 160L233 162H235L234 164H240L243 161L244 162L248 161L247 160L248 158H246L245 155H243L242 153ZM105 157H106V159H105ZM233 157H232V159H233ZM244 157L246 158L245 160H244ZM239 158L243 159V160H238ZM188 159H190L191 163L190 162L185 163V160H188ZM178 162L181 165H183L184 163L186 165H183L181 167V165ZM111 165L114 167H112ZM176 165H178L179 168L181 167L180 168L181 172L180 171L179 172L182 175L180 174L179 176H181V177L183 176L182 178H185L187 181L188 180L190 181V183H189V181L187 182V185L186 184L184 185L182 182H179L177 180L176 175L172 176V179L169 178L170 176H168V174H169L168 171L176 170L178 168ZM195 165H193V166H195ZM169 167H171V168H169ZM186 167H187V169H185ZM114 168H115V170H113ZM183 168H184V170H183ZM187 170L189 171V173ZM163 171L166 173H164ZM262 177L264 178V175L261 173V178ZM263 178H262L261 182L264 185ZM208 181H209V183L211 182V180L209 178H208ZM188 183L190 184V186ZM177 184L179 185V187ZM219 186H221V189H222V184H219ZM225 186H224V188H225ZM188 187H189V189H188ZM263 187L264 186H262V189L264 190ZM180 188H181V190H180ZM217 188H219V187H217ZM191 189H192V191H191ZM5 190H7V191H5ZM17 190H19L20 192ZM182 190H183V192H182ZM78 192L80 193L79 195H78ZM108 192H111V193H108ZM122 192H124V193H122ZM191 192H194V193H191ZM7 193H9V194H7ZM68 193H70V194L72 193V195L69 196ZM190 193H191V196H189ZM18 194H21L20 195L21 199H24L22 196L28 195L29 197H31L30 198L31 201L29 200V198H27L28 196L25 197V200H24L25 202L21 199L17 200L19 197ZM73 194H75V195H73ZM113 194H114V196H113ZM65 195L68 196L67 199L69 202L67 201ZM83 195H85V196H83ZM108 195H110L111 200L108 198ZM74 196H76V198H79V196H80L79 201H81V200L82 201L81 202L78 201L79 203L76 201L74 203V201H73ZM49 197H50V200L52 202V203L49 202L50 201L49 200L48 202L50 204L45 202V201H47V199H49ZM98 197H99V199H98ZM111 197H113L114 199ZM64 198L66 201L64 200ZM261 198H263V197H261ZM85 199L87 202H84ZM123 199H124V201H122ZM178 199H180V200H178ZM260 199H257V200L259 201ZM94 200H96L97 204H96V202L94 203ZM18 201H20V202H18ZM109 201H110V203H109ZM14 202H15V204H14L15 206L13 205ZM63 202H64V204H63ZM123 202H126L127 204L123 203ZM67 203H68L67 207H62V206H65V204H67ZM71 203L72 204L74 203V204L71 206ZM92 203H94L96 205L93 204L94 205V207H93ZM27 204H29V206ZM18 205H19V209H18ZM25 205H27L30 208V210H29V208H24V207H27ZM40 206L43 208H40ZM81 206H83V207H81ZM180 206H179V204H177L176 207L174 206L173 207L174 209L172 208L170 210V212H168L165 215V217L161 218V220L158 221V223L155 222L156 225L150 226V227H152V230L150 229L151 232L149 233V235L147 234V236L144 238V240H143L144 242L141 241V243H143V245L140 243V245H142V246L138 245L140 247H136V249L131 248L133 250H130V247H133V245H131L133 243L130 240V238L131 239L134 238L133 237L134 235H132L134 232H130L131 229H133L131 225H130L131 227L129 226L131 229H129V227H128V225H129L128 222H130V224H131V221H128V220H130L129 219L130 215H129V217L127 214L124 216L120 213H118V214L116 213V215H114V212H113L114 216H111L110 219L107 218L108 219V221H107V219L105 218L107 216L105 215L103 218L102 217L103 214H101V216H100L101 219L98 217L97 220L99 219V221H102L103 219H105L106 221L103 220L102 222L104 223V221H105L106 223H104V225L102 226L100 222H97L99 224V226L101 225L100 227H103L104 229H106V228L110 229L109 232L111 230H113L114 234L116 236L118 235L117 233L119 231V234L122 236H120V235H118V236L122 237L124 239L125 238L127 239V241H124V242L122 241V247L120 246L121 248L119 247V245H121L120 243L114 244L115 246L113 244H111L112 247H110L109 253L110 252L112 253L113 251H115V252L112 253L111 256L108 255L109 253L108 254L105 253V255H108L106 260H108V258L111 259V257L117 256V258L115 257V259H117V261L113 260L114 262L112 264H120L123 261H125V263H126V261L129 262V261H132L134 258H136L135 257L136 255H138V254L140 255L141 254L140 252H142V254H143V249H144V252H147L148 251L147 249L153 245V240L157 239L156 237L154 238L153 235L157 236V234L160 233L159 228H161V227L163 228L164 224L169 225L171 218L177 212V209H175V208H180ZM262 206H264V200H263ZM61 208H63L61 211L62 215L58 216V215H60L58 213H60ZM58 209H59V211H58ZM108 209L111 210V208H108ZM108 209H107V211H108ZM70 210H71V208H70ZM98 210L97 211L95 210V212H97L96 215H98V213L102 212L101 210H100V212ZM129 211H130V209H129ZM53 213L56 215L55 217H54V215H52ZM106 213H108V212H106ZM109 214L111 215L112 212H110ZM51 215L54 219L51 218ZM119 216H120L121 220H119ZM167 217L170 220L167 219ZM35 218H34V220H36ZM41 220L38 223H41V222L46 223V222H44L45 221L44 219H41ZM166 220H167V223H166ZM46 221L49 222L50 220L48 221V219H47ZM168 221H169V223H168ZM125 223L127 224V226L125 225ZM248 223L250 224V222H248ZM49 224L52 225V221ZM98 224H97V227H99ZM108 224H109V226H108ZM25 226H27V227L25 228ZM105 226H107V227H105ZM162 228H161V230H162ZM126 229H129V231ZM134 229L136 232V227ZM134 229L132 231H134ZM30 231H31V233H30ZM51 231H52V229L49 231V233H51ZM53 231H55L54 228H53ZM53 231H52V233H55ZM129 232L132 233L131 234L132 236L130 235ZM253 234H255V233H253ZM23 236H24V238H23ZM108 237L109 236H107V239L110 240V238L112 236L110 238H108ZM151 237H153V238H151ZM262 237L264 239V236H262ZM262 237L258 238L257 235H255V236H252L251 239L253 242H254V240L257 239L258 245L260 243L263 245L264 241H263ZM28 238L30 241L27 240ZM180 238L181 239L184 238L183 240L186 242V244H183L185 242L180 241L181 247H180V245H178L180 248H182L181 250H183L182 251L183 255L188 252V251H186L185 247L186 248L188 247L189 250L191 248H193V250H195L197 248L196 252L195 251L194 252L196 254L198 253L199 257L195 256L196 259L192 260L196 264H204V263L208 264V262L207 263L205 262L206 259H208L207 258L208 256L213 258V259L211 258L212 261L213 260L217 261L218 259H219L218 261H220V260H222L220 258L221 257L223 258L224 254L220 253L222 251L223 246L220 247L221 250H219V248H217L218 251H217V249L214 248V250H215L214 255H209L212 253L211 247L209 245V242L206 243L207 241L205 239H203L202 242H200L201 239L197 242V240L194 241L192 237L191 238H187V237L185 238V236H182ZM115 239H114V241H115ZM124 239H122V240H124ZM258 239H260V240H258ZM2 240H3V242H2ZM111 240H113V238H111ZM150 240L152 241V244H151ZM26 241H29V242H26ZM204 241H206V242L204 243ZM257 241H256V243H257ZM38 243L39 242H37V244L36 243H33V244H36V247H37V245H40V247H39V250H40L41 244H38ZM110 243H111V241H110ZM123 244H126V245L123 246ZM137 244H139V243H137ZM3 245H5V246H3ZM208 245H209V247H208ZM220 245H222V244H220ZM163 246L164 245H162V247ZM250 246H251V244H250ZM113 247H115V249ZM145 247H146V251H145ZM179 247H178V249H180ZM204 247L209 248V250L207 249L208 253H207V251L204 250L205 249ZM234 247L235 246H233L232 248H234ZM118 248H120V249H118ZM202 248H204V249L202 250ZM41 249L43 250V247ZM45 249H48V247H45ZM161 249H163L165 251V248H161ZM236 249H237V247H236ZM261 249H263V246ZM37 250H38V248L36 250H34V252L36 253ZM124 250H126V251L124 254H122V252H124ZM159 250H157V251H159ZM214 250H213V252H214ZM119 251L120 252L122 251V252L119 253ZM201 251H205L206 253L205 252L201 253ZM209 251H210V253H209ZM231 251H232V249L230 250V252ZM234 251H233V253H234ZM15 252L18 253L16 257L14 256ZM189 252H191V251H189ZM225 252H223V253H225ZM38 254H40V251H38ZM113 254H114V256H113ZM203 254H204V256H203ZM227 254H228V251H227ZM234 254H235V256H237L236 252ZM239 254H240V252H239ZM124 255H126V257H124ZM225 255H226V253H225ZM219 256H220V258H219ZM227 257H228V255H227ZM238 257H240V256H238ZM104 258H105V256H104ZM119 258H122V260H120ZM202 258H203V260L205 258L206 259L204 261H202ZM224 258H225V256H224ZM11 260H13L14 263ZM234 260H235V257H234ZM234 260H232V261H234ZM104 261L105 260L101 261L102 263L101 262L100 263L101 264L108 263L107 261L104 263ZM110 261L112 262V260H110ZM222 261H221V263H222ZM236 262H237V260H236ZM94 264H97V263H94ZM109 264H111V263L109 262ZM214 264H215V262H214ZM229 264H231V263H229Z\"/></svg>","mask_w":264,"mask_h":264}]
</instances>
